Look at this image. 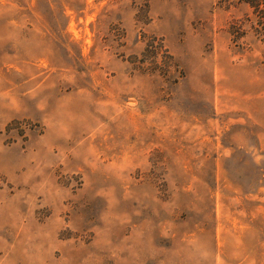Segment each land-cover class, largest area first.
Segmentation results:
<instances>
[{
	"label": "rangeland",
	"instance_id": "374dc122",
	"mask_svg": "<svg viewBox=\"0 0 264 264\" xmlns=\"http://www.w3.org/2000/svg\"><path fill=\"white\" fill-rule=\"evenodd\" d=\"M249 13L0 0V264H264V41L229 34Z\"/></svg>",
	"mask_w": 264,
	"mask_h": 264
},
{
	"label": "trees",
	"instance_id": "16d2710c",
	"mask_svg": "<svg viewBox=\"0 0 264 264\" xmlns=\"http://www.w3.org/2000/svg\"><path fill=\"white\" fill-rule=\"evenodd\" d=\"M240 3H244L250 9V13L243 19L233 20L230 23L229 34L232 37L234 43L244 38L249 32H252L257 39L264 41V0H238ZM249 26L250 30L245 29ZM155 41V40H154ZM164 51L160 43L148 44L146 52L153 55L156 59L160 56V52ZM166 53V52H165ZM165 62L169 68L172 56L165 54ZM139 63L143 65V62L139 60ZM155 63V62H154ZM157 63V62H156ZM143 67V66H141Z\"/></svg>",
	"mask_w": 264,
	"mask_h": 264
}]
</instances>
